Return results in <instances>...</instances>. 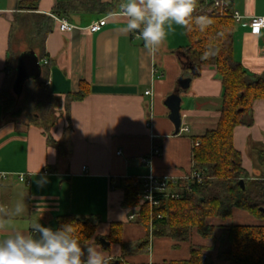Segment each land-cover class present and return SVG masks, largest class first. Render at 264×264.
I'll list each match as a JSON object with an SVG mask.
<instances>
[{
  "label": "crops",
  "instance_id": "1",
  "mask_svg": "<svg viewBox=\"0 0 264 264\" xmlns=\"http://www.w3.org/2000/svg\"><path fill=\"white\" fill-rule=\"evenodd\" d=\"M90 1L91 6L83 9L76 0H39L37 9L29 10L21 7V0H0V172L11 174L0 182V206L11 208L20 200L26 205L25 213L7 226L27 230L39 221L57 230L58 216L73 214L95 222L90 244L104 253L108 264L183 262L190 260L193 248H202L213 264H227L219 258L220 236L233 224H259L249 212L234 208L228 219L210 218L215 239L194 230L188 240L177 241L149 234L139 222L138 208L124 205L129 178L154 173L178 185L188 182L186 177L194 171L195 142L219 123L225 93L222 76L214 64L199 66L191 60L186 28H166V39L152 54L137 32L123 31L126 18L119 14V6L124 0ZM73 2L77 9L59 17L76 27L63 32L52 14L60 4ZM232 5L244 21L264 16V0H232ZM32 14L53 20L45 38L44 59L49 62L40 60L61 114L48 131L24 116L6 118L2 109L1 92L5 87L13 90L20 56L13 52L11 35L17 19ZM103 18L101 30L87 29ZM234 58L253 77L263 75L264 29L256 35L235 23ZM182 77L190 78L187 88L179 83ZM81 89L87 91L84 98L74 99ZM175 93L181 97L179 131L169 101ZM244 120L235 128L233 143L253 180L264 177V97ZM155 149L160 153L149 163L140 161ZM20 173L29 183L17 179ZM42 178L46 183L41 186ZM114 223L122 225L119 242L107 239ZM148 237L147 249L141 248ZM102 240L110 245L104 246Z\"/></svg>",
  "mask_w": 264,
  "mask_h": 264
},
{
  "label": "trees",
  "instance_id": "2",
  "mask_svg": "<svg viewBox=\"0 0 264 264\" xmlns=\"http://www.w3.org/2000/svg\"><path fill=\"white\" fill-rule=\"evenodd\" d=\"M38 1L21 0L20 3L25 9L36 10ZM76 1L83 9L89 8L92 2ZM203 4L204 0H197V5ZM75 7V2L60 4L53 14L67 16L72 8L77 9ZM193 16L206 17L208 26L201 31L193 20L192 31L186 29L190 58L199 66L214 64L225 86L217 127L200 137V144L193 148V170L201 172L204 180L201 183L196 180L186 182L179 189V198L164 200L151 210L147 204H141L139 187L134 184L135 178H129L124 186V205L139 209V222L146 227L149 234L155 237H171L177 241L188 240L194 230L203 237L215 239V226L208 223L210 218L225 220L232 217L234 208L245 210L260 223L225 227L219 239V258L227 264H264V177L253 180L249 178L242 165V154L233 143L235 128L245 122L244 118L253 111L255 102L264 97V74L253 77L235 60V21L232 17L216 14ZM52 28L51 17L40 14L25 15L17 19L11 44L14 33L23 30L29 47L25 51L35 50L43 60L47 57L45 38ZM206 51L212 55L203 59ZM44 69L45 66L41 77L25 83L20 96L11 88L5 87L2 90V109L6 118L24 116L29 123L40 124L54 118L59 101L46 84ZM83 89L72 97L83 99L87 92ZM53 123L45 129L48 131ZM49 141L52 142L50 137ZM57 219L58 229L62 224L74 223V235L82 249L91 246L90 241L97 228L95 222L73 214L58 216ZM121 232V223H114L107 239L110 242H119ZM149 244L148 237L141 243V248L147 249ZM191 253L190 260L171 264H213L202 248H193Z\"/></svg>",
  "mask_w": 264,
  "mask_h": 264
},
{
  "label": "clouds",
  "instance_id": "3",
  "mask_svg": "<svg viewBox=\"0 0 264 264\" xmlns=\"http://www.w3.org/2000/svg\"><path fill=\"white\" fill-rule=\"evenodd\" d=\"M196 6L197 0H124L119 14L126 18L123 31L137 32L144 47L155 54L166 39V28L173 30V25H179L192 31L193 20L201 31L208 26L206 17L193 16ZM253 32L259 35L255 26ZM210 55L212 53L206 51L202 58ZM39 183L42 186L46 179L42 178ZM25 211L24 200L17 201L11 208L0 206V232L9 233L0 237V264H108L97 247L81 248L74 235V223H65L53 230L34 221L27 230L10 229L8 223Z\"/></svg>",
  "mask_w": 264,
  "mask_h": 264
},
{
  "label": "built area",
  "instance_id": "4",
  "mask_svg": "<svg viewBox=\"0 0 264 264\" xmlns=\"http://www.w3.org/2000/svg\"><path fill=\"white\" fill-rule=\"evenodd\" d=\"M209 14H216L219 16L228 15L234 19L235 23L249 27L252 32L254 26L258 30V33L264 29V16H254L248 21H244L243 16L233 8L232 0H204V4L197 5L196 10L193 13V15ZM52 17L59 21L60 30L63 32L72 31L76 27L75 25L69 23L65 18H61L54 14H52ZM105 24L106 19L103 18L90 24L87 29L93 33L98 32ZM43 62L44 64H47L49 61L44 59ZM153 70L154 72L156 71V66ZM150 93L151 90L146 92V94ZM199 144V141L195 142V146H198ZM159 153V150L155 149L153 154L150 156H142L140 161L144 164H147L151 160V157ZM84 169H86V167H84ZM10 175L11 174L7 172H0V182L6 180ZM16 176L19 181L29 183L24 173L16 174ZM186 180L188 182L191 180H196L197 182L201 183L204 180V176L201 172L193 171L189 176L186 177ZM134 184L139 187L141 204H147L151 210L159 206L164 200L176 199L180 197L179 189H181V185H178L175 180H171V178L167 176H158L154 173H149L136 177ZM112 185H115L114 181L112 182ZM131 218H134V215L131 216Z\"/></svg>",
  "mask_w": 264,
  "mask_h": 264
},
{
  "label": "water",
  "instance_id": "5",
  "mask_svg": "<svg viewBox=\"0 0 264 264\" xmlns=\"http://www.w3.org/2000/svg\"><path fill=\"white\" fill-rule=\"evenodd\" d=\"M194 73H197V70L192 68ZM43 67L41 64V60L39 56L36 54L34 50L24 51L20 54L17 62L16 67V78L13 85V91L17 96H20L23 92L25 83L31 79H37L42 76ZM180 85L182 88H187L190 83V78L186 79L182 77L179 80ZM170 108L172 111L171 118L176 123L178 131L180 130L181 126V97L179 94H173L170 99ZM242 184L244 182L242 181ZM104 246H109L110 243L102 240ZM116 264H120L116 262Z\"/></svg>",
  "mask_w": 264,
  "mask_h": 264
},
{
  "label": "rangeland",
  "instance_id": "6",
  "mask_svg": "<svg viewBox=\"0 0 264 264\" xmlns=\"http://www.w3.org/2000/svg\"><path fill=\"white\" fill-rule=\"evenodd\" d=\"M12 46H13V52L17 57L18 55H20L22 51L29 49L23 30L14 33ZM60 114L61 111L56 110V113L53 116L54 118L52 120L49 119L48 121L42 123L41 125H43L44 128H48L50 123H53L59 117Z\"/></svg>",
  "mask_w": 264,
  "mask_h": 264
}]
</instances>
